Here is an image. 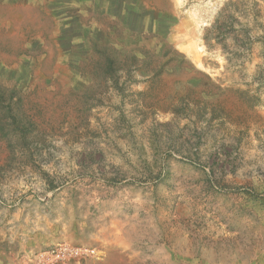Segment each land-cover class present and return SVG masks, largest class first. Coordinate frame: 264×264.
<instances>
[{"label": "rangeland", "instance_id": "obj_1", "mask_svg": "<svg viewBox=\"0 0 264 264\" xmlns=\"http://www.w3.org/2000/svg\"><path fill=\"white\" fill-rule=\"evenodd\" d=\"M0 264H264V0H0Z\"/></svg>", "mask_w": 264, "mask_h": 264}, {"label": "trees", "instance_id": "obj_2", "mask_svg": "<svg viewBox=\"0 0 264 264\" xmlns=\"http://www.w3.org/2000/svg\"><path fill=\"white\" fill-rule=\"evenodd\" d=\"M112 58L108 60V66H111Z\"/></svg>", "mask_w": 264, "mask_h": 264}]
</instances>
